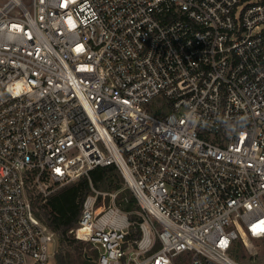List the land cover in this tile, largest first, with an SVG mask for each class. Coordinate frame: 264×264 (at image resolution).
<instances>
[{
    "label": "built area",
    "instance_id": "1",
    "mask_svg": "<svg viewBox=\"0 0 264 264\" xmlns=\"http://www.w3.org/2000/svg\"><path fill=\"white\" fill-rule=\"evenodd\" d=\"M111 164L140 217L93 188L98 264L264 247V0H0V264H50L36 195Z\"/></svg>",
    "mask_w": 264,
    "mask_h": 264
},
{
    "label": "trees",
    "instance_id": "2",
    "mask_svg": "<svg viewBox=\"0 0 264 264\" xmlns=\"http://www.w3.org/2000/svg\"><path fill=\"white\" fill-rule=\"evenodd\" d=\"M93 188L98 191H120L117 203L126 211H133L132 220L139 219L135 213L139 205L131 190L125 187L124 177L119 168L115 164L97 166L89 171V177L82 176L58 192L49 195L44 205L39 204L41 195H36L34 199V206L38 208L37 214L57 233L62 244L76 241L71 238L70 230L77 225L83 202L88 195L94 193ZM101 198L100 195L98 202L102 200ZM140 235L141 232L137 228L135 231L133 229L129 236L137 239ZM85 258L86 264H90L93 257L85 256ZM55 260L57 264H73L69 255L61 251L56 253Z\"/></svg>",
    "mask_w": 264,
    "mask_h": 264
},
{
    "label": "rangeland",
    "instance_id": "3",
    "mask_svg": "<svg viewBox=\"0 0 264 264\" xmlns=\"http://www.w3.org/2000/svg\"><path fill=\"white\" fill-rule=\"evenodd\" d=\"M73 182H69L64 185H60V184L53 185L52 189H55L53 193L58 192L66 185H70ZM104 192H108V191H104ZM40 199L41 200H39V204L44 205L46 203L45 200L43 199L42 196L40 197ZM101 199L102 200L97 203V206L102 204L103 199H105L107 204L110 202L109 196L102 195ZM139 209L140 207L137 208L136 211L137 212L140 211ZM132 216H133V213L129 215L130 219H132ZM138 217L140 216L138 215ZM133 229L134 231L137 230L136 226L131 227V232H133ZM71 238L73 240L75 239L76 241L69 243V244L67 243L62 244L60 239L57 236L54 238L53 242L50 245L51 251L53 252V255L50 259V264H57L55 260V255H54L55 251H58V252L61 251L65 254L67 253L69 257L71 258L73 264H86L85 256L93 257L90 264H98L97 250L93 248L91 244L83 240H78L73 234H71ZM253 248H254V253L252 254L250 253V251L247 249L245 245L241 244L234 250L233 255L242 264H264V247H262L258 241H254Z\"/></svg>",
    "mask_w": 264,
    "mask_h": 264
}]
</instances>
